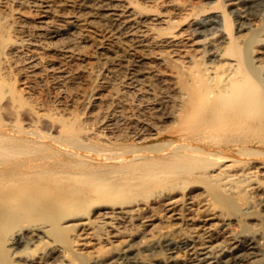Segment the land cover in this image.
Returning <instances> with one entry per match:
<instances>
[{"label": "bare ground", "instance_id": "1", "mask_svg": "<svg viewBox=\"0 0 264 264\" xmlns=\"http://www.w3.org/2000/svg\"><path fill=\"white\" fill-rule=\"evenodd\" d=\"M207 3L0 0V264H264V12Z\"/></svg>", "mask_w": 264, "mask_h": 264}, {"label": "rangeland", "instance_id": "2", "mask_svg": "<svg viewBox=\"0 0 264 264\" xmlns=\"http://www.w3.org/2000/svg\"><path fill=\"white\" fill-rule=\"evenodd\" d=\"M200 1V2H199ZM208 2V0H196V2H198L199 3V7L201 6V5H204V3H205V5H206V3ZM260 1V0H259ZM204 2V3H203ZM202 3V4H201ZM208 4V3H207ZM207 6H209V4L207 5ZM261 8H260V7ZM259 6H257V7H254V8H251L250 9V7H248V9L246 8V11L245 12H247V13H249L248 14V16L249 17H256V16H258V15H260V16H262L261 14V12H264V0H261V3H260V5ZM243 8H244V6H243ZM242 8V9H243ZM241 11V10H240ZM240 11H237L238 13L240 12ZM235 13V14H233V17H232V19H233V21H234V29H235V27H236V25L238 24L237 22H242L243 21V19H242V17H241V15H238V13ZM242 12H240V14H241ZM237 14V15H236ZM238 19H239V21H238ZM250 29V28H249ZM247 29V30H245L244 31V33H245V36L243 37V40H246V41H244V42H248V41H251L252 40V37L251 36H253V33H254V31H252V29ZM250 39V40H249ZM251 43V42H250ZM249 44V43H248ZM254 64H255V66H257V64L254 62ZM254 64H253V66H254ZM264 64H262V66H263ZM260 68H262L261 69V72L264 70V66L263 67H261V66H259ZM258 66H257V70L259 71L260 70V68H259ZM259 68V69H258ZM260 72V71H259ZM257 136H258V139H261V141L260 142H255L254 144H253V146H254V148H256V149H260L261 151H262V154L261 153H259V155L256 157L257 159H259V160H263L264 159V156H262L263 154H264V140H263V138H264V136L263 135H261V134H257ZM259 136H260V138H259ZM263 137V138H262ZM263 143V145H262V143ZM256 143H258L257 145H256ZM260 143H261V145H260ZM263 149V150H262ZM261 154V155H260ZM264 176H260V178H263ZM191 180V181H190ZM187 183V184H186ZM186 183L185 184H183V185H181L180 187H178L181 191H182V193L185 195L184 196V198H183V200H182V203H180V206H181V208H183L184 210H185V213H190V214H188V216L189 215H193L192 217H195V218H193L194 220H195V223L193 222L192 223V221L191 220H189L190 222H188V221H186V222H182L181 223V225L180 226H175V225H171V222H168V221H165L164 222V224L162 223V226L163 225H165L164 227V229L165 230H167V231H169L170 233L172 232V234H175L174 232L175 231H177V230H179V229H181V228H183L184 230H188V231H198V228H196V227H193L192 228V226L193 225H195L196 224V222L200 219H198V217H203L204 215H207L208 213H209V211H207V213H205V207L203 206V202H202V200L201 199H204L205 198V196L206 197H209V198H212L211 197V195H210V193L207 191L208 189H207V185H206V181H205V179L203 178V177H197V176H192V177H188V178H186ZM198 184V185H197ZM192 185V186H191ZM200 185H203L202 187H203V189L201 190V186ZM191 186V188H189ZM193 186H195V187H193ZM198 187H199V189H198ZM183 188V189H182ZM196 188V189H195ZM193 190V191H192ZM205 190V192H204V194H203V191ZM202 191V192H201ZM189 193V194H188ZM192 193V194H191ZM195 194V195H194ZM208 194V195H207ZM188 195V196H187ZM194 195V196H193ZM203 195V196H202ZM202 198H201V197ZM128 197V198H127ZM191 197V198H190ZM192 197H194V198H192ZM204 197V198H203ZM131 198V196L130 195H127L126 197H123V199L124 200H127V199H130ZM188 198V199H187ZM201 198V199H200ZM191 199H194V200H191ZM200 199V200H199ZM187 201L188 200V202H186L185 203V201ZM212 200V199H211ZM153 203H152V202ZM193 201H194V203H193ZM201 201V202H200ZM150 202H151V205H150V207L145 211V213L147 214V216H148V218H161V217H163V215H164V213H166V210L164 209V207H162L157 201H153V200H150ZM190 203V204H189ZM186 204V205H185ZM192 207V208H190L189 207V205ZM188 205V206H187ZM193 205V206H192ZM180 206H178L179 208H180ZM185 207L187 208V210H188V212H187V210L185 209ZM194 207V208H193ZM196 209V210H195ZM195 210V211H194ZM197 210H200L201 212L203 211V214L199 211H197ZM156 212V213H155ZM193 212H194V214H193ZM197 212V213H196ZM192 213V214H191ZM197 215H196V214ZM199 213H201V214H199ZM154 214V215H153ZM156 214V215H155ZM199 214V215H198ZM251 214H253V216L255 217L256 216V218L258 217L259 219H264L263 218V216L261 215V213H260V210H256V211H253V212H251ZM194 215H196V216H194ZM202 215V216H201ZM154 216V217H153ZM198 216V217H197ZM197 220V221H196ZM168 223V224H167ZM169 224H170V226H169ZM166 225H168V226H166ZM188 226H190V227H188ZM233 226V225H232ZM167 227H169V228H167ZM171 227V228H170ZM163 229V228H162ZM163 229V230H164ZM186 230V231H187ZM79 232H81V231H79ZM75 233H77V230L74 228V227H71L70 229H69V234L70 235H73V234H75ZM84 236L83 235H81V237L80 238H83ZM6 247H7V245H5L4 247H1L0 248V250L2 251V252H6L7 253V250H5L6 249Z\"/></svg>", "mask_w": 264, "mask_h": 264}]
</instances>
